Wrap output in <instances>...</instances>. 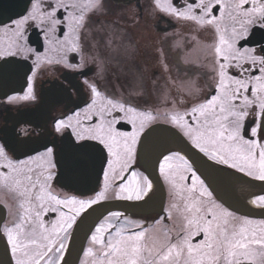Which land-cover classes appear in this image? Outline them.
<instances>
[{"label": "snow or ice", "instance_id": "1", "mask_svg": "<svg viewBox=\"0 0 264 264\" xmlns=\"http://www.w3.org/2000/svg\"><path fill=\"white\" fill-rule=\"evenodd\" d=\"M155 3L160 12L212 27L218 34V43L211 46L214 94L183 112L173 110L167 122L209 161L264 181V0H186L184 8H177L172 0ZM101 8L102 0H33L26 15L2 30L6 39L0 40V58L27 60L35 54L26 37L31 26L55 39L63 25L67 31L58 41L60 50L77 52L89 15ZM225 13L230 24L222 26ZM45 61L52 62L36 55L37 65ZM56 62L76 67L63 57ZM8 70L0 65V72ZM90 88L92 99L83 113L58 121L55 131L63 135L70 130L69 178L88 168L95 147L90 142L106 150L107 157L102 158L107 164L103 189L94 198L53 194L51 182L58 169L53 148L17 162L0 147V192L10 194L19 208L13 226L3 229L14 264H61L69 230L82 212L108 199L110 191L116 200L140 201L152 190L147 176L132 171L126 177L125 172L135 161L140 137L156 117L152 112L138 111L128 101L102 95L94 85ZM188 94H192L190 87ZM13 99H34L31 83L27 94ZM121 124L131 125L132 130L121 131ZM159 172L183 201L182 207L173 203L167 216L171 220L175 211L184 221L175 242L171 230L163 231L165 242L160 243L139 221L125 217L123 222L113 223L120 219V213H112L91 236L92 246L85 252L92 257L90 264H264V229L257 233L247 226L251 223L247 220L239 226L234 224V214L213 199L189 159L179 152L163 155ZM189 178L191 183L187 182ZM117 179L126 182L114 191ZM252 203L264 207V196ZM50 212L57 217H49L46 224L44 217ZM163 219L155 224L160 225ZM197 237L200 239L194 243Z\"/></svg>", "mask_w": 264, "mask_h": 264}, {"label": "flooded vegetation", "instance_id": "2", "mask_svg": "<svg viewBox=\"0 0 264 264\" xmlns=\"http://www.w3.org/2000/svg\"><path fill=\"white\" fill-rule=\"evenodd\" d=\"M196 2L198 0H187V3ZM172 3L177 8L186 6V0H172ZM26 12L23 15H26ZM214 14L220 15L215 9ZM22 16L7 23H0V40L6 39L2 30L11 27L12 21ZM221 24L222 26L230 24L226 13ZM61 28L67 31L63 25ZM63 31L58 29L55 39H52L50 36L46 37L40 28L27 27L28 46L34 49L35 54H30L27 60L21 57L0 58V65L9 69L0 72V147H4L9 157L17 162L30 160L44 153L47 148H53L58 161L57 175L51 182L53 194L61 198L74 196L86 200L94 198L103 189V172L107 164L103 160L102 166L100 165L102 172L99 182L93 192L85 194L88 189L85 170L76 171L69 178L67 164L63 168L59 167V160L67 162L68 159V155L58 158L57 153L62 150L68 153L70 130L61 135L55 131V124L76 112L83 113L92 99L90 85H94L108 98L128 101L138 111L152 112L156 119L145 131L159 123L171 125L165 120V116L167 117L173 110L183 112L192 104L203 102L214 94L211 46L218 43V34L212 27H202L194 21H185L160 12L156 8L155 0H102V8L89 15V24L82 33L80 49L77 52L64 53L60 50L58 41L63 40ZM36 55L47 57L52 62L45 61L37 65ZM61 57L76 67L69 68L63 62L57 63ZM30 83L34 99H13L27 94ZM189 87L192 89L191 95L188 94ZM180 100H184V103H180ZM41 104L44 105L40 106ZM30 111H47V115L39 119L32 118L31 121L27 116ZM118 127L121 131L132 130L131 125L127 124ZM91 143L99 146L103 157H107L102 146L95 142ZM139 144L140 142L136 146L135 161L125 172L126 177H130L132 171L147 176L140 164ZM37 145L45 148L27 154ZM171 153L173 152L167 154ZM218 166L237 173L236 170L224 165ZM193 170L196 171L194 167ZM196 173L200 176L197 171ZM161 178L166 190V199L160 213L149 215L120 213V219L114 223L123 222L125 217L139 221L150 229L149 235L155 236L160 243L165 242L163 231L168 229L171 230L172 241L175 242L176 233L184 221L175 211L171 220L167 219V216L173 203H178L182 207L183 201L174 195L164 177ZM200 178L202 179L201 176ZM125 182L117 179L113 185L114 191H118L117 186ZM187 182L191 183V179L189 178ZM205 185L207 186L206 183ZM208 190L210 191L209 188ZM259 196H264V193L257 195ZM213 199L221 204L214 196ZM107 200H115L112 191L108 193V199L102 201ZM0 205L6 210V218L1 226L3 234L5 227L13 226L19 208L17 201L6 192H0ZM229 211L236 217L233 223L237 226L247 220L251 222L247 226L257 233L264 229V219H255ZM84 212L69 230V239L63 253L64 259L72 233ZM110 216L111 214L107 215L100 223ZM49 217L55 219L57 214L48 213L44 217L46 224ZM161 218H164L162 223L156 225L155 221ZM92 234L88 237L77 264H90L92 257L85 256V252L92 246ZM4 239L6 241L5 237ZM199 239L200 237H197L193 242ZM8 247L11 253L10 246Z\"/></svg>", "mask_w": 264, "mask_h": 264}, {"label": "water", "instance_id": "3", "mask_svg": "<svg viewBox=\"0 0 264 264\" xmlns=\"http://www.w3.org/2000/svg\"><path fill=\"white\" fill-rule=\"evenodd\" d=\"M31 1L0 0V23H6L23 15ZM33 113L34 111L30 115L32 116ZM42 148H45V146L35 147L31 151H28L27 154L37 152ZM169 150H178L183 153L196 167L215 197L226 207L242 215L264 218V208H256L248 205L237 194L234 188L236 180L232 181V175L235 178L236 174L228 173L209 161L202 153L192 148L190 143L177 129L164 124H157L144 133L138 151L140 164L146 169L149 177L156 186L155 194L140 201H104L88 209L74 229L69 251L63 264L77 263L88 236L95 226L108 214L118 211L127 214H151L157 213L162 209L165 201V190L158 172V163L162 156ZM66 155L68 153H65L63 150L57 153L58 158ZM102 158L103 154L101 149L95 146L92 152L91 162L85 171L86 187H88L85 194L93 192L96 182L99 181L102 172ZM59 161L60 168H63L67 164L65 161ZM237 177L239 181H246L264 190V181L254 180L241 174H237ZM4 219L5 209L0 206V264H14L9 247L2 235L1 226Z\"/></svg>", "mask_w": 264, "mask_h": 264}, {"label": "bare ground", "instance_id": "4", "mask_svg": "<svg viewBox=\"0 0 264 264\" xmlns=\"http://www.w3.org/2000/svg\"><path fill=\"white\" fill-rule=\"evenodd\" d=\"M241 194L243 196H245V197H249L250 198V203H252L253 200L250 197L251 194H250V190L248 188L242 189Z\"/></svg>", "mask_w": 264, "mask_h": 264}, {"label": "rangeland", "instance_id": "5", "mask_svg": "<svg viewBox=\"0 0 264 264\" xmlns=\"http://www.w3.org/2000/svg\"><path fill=\"white\" fill-rule=\"evenodd\" d=\"M165 120L167 121V117L165 116ZM115 222V220H113V223Z\"/></svg>", "mask_w": 264, "mask_h": 264}]
</instances>
